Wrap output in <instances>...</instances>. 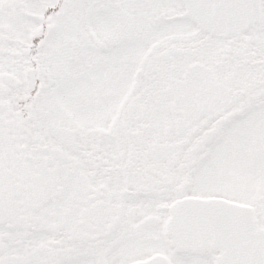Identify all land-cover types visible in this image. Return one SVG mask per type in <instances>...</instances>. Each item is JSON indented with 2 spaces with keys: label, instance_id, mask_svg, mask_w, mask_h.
<instances>
[{
  "label": "flooded vegetation",
  "instance_id": "obj_1",
  "mask_svg": "<svg viewBox=\"0 0 264 264\" xmlns=\"http://www.w3.org/2000/svg\"><path fill=\"white\" fill-rule=\"evenodd\" d=\"M260 1L262 13L255 26L223 37L198 27L187 15L185 0H0V264L224 261L221 247L185 246L169 235L171 217L187 201L246 205L245 198L225 192L202 196L191 192L190 181L173 183L164 177L156 182L152 194L170 198L168 204L127 209L124 205L146 199L150 193L132 190L124 175L128 174L121 169L125 165L117 158L121 147L111 148L122 138L119 132L112 135L118 116L103 127V116L89 111L101 107L103 114L108 108L110 104L103 105L99 99V87H107L116 96L122 94L119 107L130 108V121L142 129L145 107L153 102L155 91H163L165 102L172 105L169 94L185 73L192 68L205 70L226 93V108L190 117L169 113L173 123L164 131L171 139L180 132L187 144L194 143L196 133L236 105L233 82L220 76L216 61L210 62V43L218 42L223 48V60H246L239 62L238 68H243L247 79L255 72L248 67L255 66L257 58L264 62V0ZM31 10L37 12L38 26L28 31L20 20H33ZM104 18L115 28L107 36L97 30ZM18 31L24 35H15ZM46 73L61 90L65 78L79 82L87 77L88 97L77 110H71L84 115L70 116V111L46 114V118L41 115L45 102L38 98L45 88ZM260 85L264 82L255 89ZM70 86L72 83L66 85ZM230 117L221 122L225 124ZM46 119L49 124L42 127L41 121ZM182 121L189 125L179 126ZM126 131L123 139L127 134L139 138L138 129ZM169 151L166 146H154L149 154L167 158ZM125 183L129 185L123 187ZM246 206L254 209L258 228L264 232L263 212L257 204ZM22 235L28 237L26 255L14 242ZM122 241L133 248L124 253ZM254 248L248 245L231 251L234 258L247 257ZM252 256L255 259L254 253ZM250 264H255L253 259Z\"/></svg>",
  "mask_w": 264,
  "mask_h": 264
},
{
  "label": "rangeland",
  "instance_id": "obj_2",
  "mask_svg": "<svg viewBox=\"0 0 264 264\" xmlns=\"http://www.w3.org/2000/svg\"><path fill=\"white\" fill-rule=\"evenodd\" d=\"M35 6L34 3L31 8ZM30 13L34 15L33 20H20L25 27H28V31L38 26L37 12L31 10ZM97 30L99 35L104 36L115 32V28L110 26L108 18L102 20L100 26H97ZM14 34L24 35L20 31ZM218 45V42L210 43L209 47H212V51L209 52V59L210 62L216 61L218 64L216 66L221 67L217 69H219L222 78L225 77L230 84L233 82L236 105H231L230 109H226L219 121L211 122L205 130L202 129L198 134L196 133L197 135L193 136L194 143L192 144H187L188 139L183 136L171 139L172 135L165 134L164 131L173 123V120L170 121L172 117L169 115L171 104L167 105L165 102L163 91L158 93L155 91L153 102L150 103V106L145 107L146 117L142 129H140V126L129 119L130 108L119 107L121 101L119 96L122 94L119 93L116 96L115 91L109 92L107 87H99L101 104L110 105L103 114L101 107L96 110L91 108L89 112L99 118L103 116L101 119L103 127L118 116L112 129V135L119 132L122 138L117 144L113 142L111 148L118 150L119 146L121 147L117 158L118 160L120 158L122 164L125 165L121 169L128 174L124 173L128 183L132 184V190L140 188L144 189V195L150 193V195H146V199H139L138 202L124 205L127 206V209L132 207V209L138 210L145 205H153L154 208H157L156 206L161 203L168 204L171 201L170 198L152 194L156 182H162L165 177L166 180H171L173 183L190 181L193 186L191 192H198L202 196L216 193L222 195L223 192L235 198L241 195L245 198L246 205L257 204L259 211L264 214V86L260 85L261 87L255 89L264 82V62L262 63V60L257 58V64L248 67L254 69V75L251 80L247 79L243 68H238V63L241 61L244 63L246 60L237 62L232 59L223 60L225 54L223 48H219ZM220 49L223 54L220 53ZM257 49L261 51L260 47ZM251 58H248L247 61H250ZM246 73H249L248 69ZM96 82L100 83L97 80ZM43 83L45 88L38 99L40 102L43 100L45 102L42 105L43 113L41 114L44 118H46V114L53 116L65 111H70V116L84 115L82 112L78 114L71 110H77L84 99L88 97L86 94L90 87L87 77H82L79 82H73L70 77L65 78L62 90L56 89L57 81L52 79L49 73L44 75ZM71 83L72 86L67 88L66 85ZM80 93L85 95H79ZM92 93L94 94V91ZM106 93L107 95H105ZM137 95L141 96L142 93L139 92ZM112 99L115 103L111 101ZM241 105L244 106L241 107ZM49 106L51 107L49 108ZM38 116L40 117V115ZM229 116H231L230 119L223 124L221 121ZM48 124L49 121L46 119L42 120L40 125L43 127ZM126 129H129L130 132L138 129L140 131L139 138L127 134L123 139L122 134ZM154 146L158 149L166 146L170 150L167 158L156 157L158 154L151 158L149 153ZM128 183H125L123 187ZM14 242L19 243L16 247H21L20 252L26 255L28 237L26 235L15 237ZM120 245V249L124 253L133 248L130 246V242L126 241H122ZM154 248L160 249L158 246Z\"/></svg>",
  "mask_w": 264,
  "mask_h": 264
},
{
  "label": "water",
  "instance_id": "obj_3",
  "mask_svg": "<svg viewBox=\"0 0 264 264\" xmlns=\"http://www.w3.org/2000/svg\"><path fill=\"white\" fill-rule=\"evenodd\" d=\"M185 1L188 17L213 36L239 34L253 27L261 18L260 0ZM169 95L174 101L171 113L183 117L210 112L224 99L211 73L198 68L187 71L183 82ZM225 102L226 99L218 107L226 108ZM169 232L185 246L223 248L224 256L228 255L226 259L230 260H225L226 263L222 261L221 264H250L251 257L245 260L241 255L234 259L231 251L248 245L255 246V264H260L257 259L259 254L264 256V232L257 229L254 211L245 206L220 200L187 201L172 214Z\"/></svg>",
  "mask_w": 264,
  "mask_h": 264
}]
</instances>
